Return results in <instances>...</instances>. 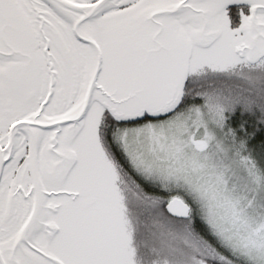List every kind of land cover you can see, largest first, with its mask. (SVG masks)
I'll use <instances>...</instances> for the list:
<instances>
[{"label":"snow or ice","instance_id":"1","mask_svg":"<svg viewBox=\"0 0 264 264\" xmlns=\"http://www.w3.org/2000/svg\"><path fill=\"white\" fill-rule=\"evenodd\" d=\"M0 264H264V0H0Z\"/></svg>","mask_w":264,"mask_h":264}]
</instances>
